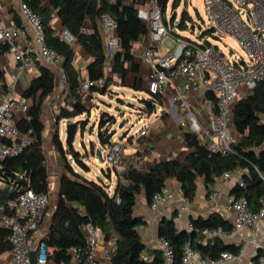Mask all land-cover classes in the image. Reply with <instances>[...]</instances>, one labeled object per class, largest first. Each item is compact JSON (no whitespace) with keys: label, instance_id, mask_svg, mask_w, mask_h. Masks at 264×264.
<instances>
[{"label":"trees","instance_id":"obj_1","mask_svg":"<svg viewBox=\"0 0 264 264\" xmlns=\"http://www.w3.org/2000/svg\"><path fill=\"white\" fill-rule=\"evenodd\" d=\"M35 12L39 13L47 45L62 56V71L65 77L63 93L66 104L61 105L55 114V130L51 137L52 147L62 160L63 171L58 175L59 192L47 228L46 245L51 248V258L55 264H70L71 247H85L86 235L84 225L87 223L99 228L105 240L114 237V250L110 255V264H164L162 253L156 250L151 259H145L146 245L142 241L139 227L145 224L141 215L134 213L138 195L142 194L146 203L150 204L155 192L166 187L169 179H175L181 186L185 200H193L197 180L201 178L206 186L214 184L227 169L242 170L243 186L237 182L232 193L245 196L248 203L256 205L260 196H264V82L256 84L252 91L238 99L233 107L232 116L237 141L232 151L222 154L199 142L194 132L186 131L184 139L191 151L183 160L167 159L156 162L147 169L126 166L118 173L112 169L118 179L110 190L109 184L98 179H88L75 169L69 159L83 169L88 166L84 154L74 148L70 151L59 135L58 126L62 120L71 122L81 115L89 116L87 104L103 95L114 96L112 85L113 74L119 75L120 83L128 77L132 78L131 88L142 90V78L139 75L140 65L136 62L133 52L134 43L145 35L148 23L139 18L134 5L135 0H23ZM164 11L168 0H157ZM179 0H173L171 6L175 9ZM102 14L110 15L117 23V34L120 40L119 49L114 54L109 67L103 50V42L96 23ZM57 18L63 29H66L76 39V44L84 50L90 60L86 64L87 79L82 78L79 69L73 63L75 51L71 44L63 40L52 25V19ZM175 18V17H174ZM185 9L182 11L177 27L187 28ZM19 25L20 20L15 17ZM165 24V20H163ZM84 23L94 26V31L84 33L81 27ZM210 33L203 30L201 35ZM174 35L178 36L176 33ZM203 44H209L204 40ZM9 52L7 45L0 46V56ZM102 79L103 83H90L86 92L81 91L82 83ZM55 74L43 64H38V74L20 91L28 102V119L17 122L20 130H30L31 142L14 156L0 160V181L10 185V189H0V203L15 199L26 190L47 192L50 194L49 174L46 156L42 146L43 104L54 91ZM8 91V81L0 69V95ZM209 97H214L206 91ZM120 99V98H119ZM156 105L160 103L161 95L151 98ZM121 100V99H120ZM134 113L147 115L153 112L151 104H135ZM106 109L100 110L96 121V141L102 147L109 145L115 135L113 125L115 115ZM82 119L75 121L76 128L82 132L86 124ZM91 143V142H90ZM93 148V155H94ZM68 157V159H67ZM70 157V158H69ZM107 169H111L109 166ZM120 177L123 182H121ZM49 207V206H48ZM256 207V206H255ZM253 207L252 209H254ZM48 209V208H47ZM255 210V209H254ZM47 211V210H46ZM194 229H178L173 219H163L157 227L159 238L166 239L172 246L173 260L171 264H187L183 261V251L186 242L198 251L204 258H217L221 252L239 253L240 245L227 244L220 236L205 237L200 233L203 228L221 227L225 233L232 225L218 213L212 212L208 217L190 219ZM9 231L0 228V252L9 249L7 241ZM264 250L258 248L250 264H260Z\"/></svg>","mask_w":264,"mask_h":264},{"label":"built area","instance_id":"obj_2","mask_svg":"<svg viewBox=\"0 0 264 264\" xmlns=\"http://www.w3.org/2000/svg\"><path fill=\"white\" fill-rule=\"evenodd\" d=\"M186 3V0L185 2ZM191 3V0H189ZM139 18L148 23L149 30L145 34V44L141 49L142 62L150 68L147 82L148 97L164 92L166 86L176 78L181 79L182 91L170 98V102L179 101L188 117L195 123L196 114H204L205 110L191 109L192 93L199 84L205 86L206 91L214 97L207 98V103L215 105V113L210 121L209 133L204 138L209 148L228 154L238 135L234 129L232 110L236 101L248 95L256 84L264 82V0H204V14L211 25L214 35L221 38L225 35L234 39L241 48L240 53L231 55L227 59L225 52L216 45L203 44L204 40L173 36V48L163 46V42L171 33L163 22L161 8L157 0H135L134 3ZM186 5V4H185ZM19 13L27 28L31 30V40H25L28 29L21 26L7 27L0 19V46L7 45L16 63L17 73L11 76L8 91L0 96V160L7 156H14L26 147L32 140L30 130H20L17 122L28 119V102L17 90V77L21 71L43 64L56 71L61 85L64 86L65 77L62 71V56L46 43L44 26L39 13L35 12L26 2L21 0ZM194 25V24H193ZM103 42L106 66L119 49L120 40L117 34V23L108 14H102L96 23ZM94 26L84 23L81 31L91 33ZM58 34L69 44L76 42L75 37L66 29ZM23 39V44L20 41ZM102 84V79L82 83L84 93L89 84ZM144 135L147 129L137 130ZM106 153L103 160L118 173L125 168L124 149L122 143L113 140L105 146ZM236 176L240 186H243L241 173L238 169H227L220 176L228 179ZM121 182H123L120 177ZM0 189L9 190L10 185L0 181ZM167 188L153 194L150 206L156 207L165 199ZM216 190L212 196H219ZM227 202L233 213L232 230L248 227L252 230L248 240L254 248V253L260 248L258 242V220L264 216V196L257 200V210L251 209L245 196L227 195ZM50 203L47 192H33L26 190L15 199L0 203V228L9 231L7 241L9 249L0 252V264H31V251L36 252V264H55L52 260L51 248L46 245L47 228L43 227L46 210ZM188 207L180 206V211ZM86 235L85 247H71L70 264H100L97 257L98 247L104 242L101 230L90 223L84 225ZM194 229L191 222L187 230ZM200 233L205 237L221 236L225 232L221 227L203 228ZM107 257L114 250V244L108 243ZM159 249L163 263L171 264L173 251L170 243L159 240ZM241 252V251H240ZM240 252H221L217 258H204L194 250L190 242H186L183 251V261L187 264H227L235 261ZM145 259H151L147 253ZM261 260V259H260ZM110 264V262H108ZM250 264V263H249Z\"/></svg>","mask_w":264,"mask_h":264},{"label":"crops","instance_id":"obj_3","mask_svg":"<svg viewBox=\"0 0 264 264\" xmlns=\"http://www.w3.org/2000/svg\"><path fill=\"white\" fill-rule=\"evenodd\" d=\"M21 0H0V19L1 23L7 27L12 26H21L26 27L23 19L19 13V4ZM15 17H18L20 20L19 25L15 22ZM52 25L55 29V33H58L63 29L61 23L57 18L52 19ZM27 36L25 40H31V30L27 28ZM23 44V39L20 41ZM145 44V35H142L138 38V40L134 43L133 52L136 62L140 65L139 75L142 78V90L147 92L146 86L148 82V74L150 68L146 66L140 56L141 49ZM74 51V65L77 69H79L82 78L87 79V71L86 64L90 60L89 56L84 52L82 48L77 46L76 42L71 44ZM79 47V53L76 52L75 47ZM78 55V56H77ZM83 61L82 66L78 64L79 58ZM50 68V67H49ZM0 69L4 71L5 76L7 78L8 83L11 80V76L17 73L16 63L13 58V55L10 52H7L0 56ZM55 74V87L54 91L46 98L43 104L42 110V121L44 124V130L42 131V146L45 152V156L47 158L46 151L44 149V142L48 145V151L50 156L57 161L56 152L52 147L51 137L55 130V112H45V104L48 101L54 100L56 95V71L50 68ZM38 74V66L32 67L28 70L21 71L18 73L17 77V90L20 92L24 87L21 86V78L28 82ZM113 80L118 82L116 86L126 87L128 89L131 88L132 78L128 77L124 82V85L120 83L119 75L113 74ZM202 85V84H201ZM64 87V86H63ZM63 87L60 90V95L62 97L63 102L61 105L66 104L65 94L63 93ZM204 89L200 90L199 85L197 89L192 93L191 98V109L192 111H196L199 108L205 110L204 114H197V112H193L196 114V122L194 123L187 115L184 110V107L180 104L179 101L170 102V98L175 96L178 92L182 91L181 88V79L176 78L172 82H170L164 92L161 95L160 103L156 105V111L153 110L152 113L147 115H138L136 113H132L131 115L135 116V120H139L140 125L135 127L134 129L127 127L125 128L116 138L113 137L112 140H117L122 143L124 149V162L126 166H134L138 169H147L154 165L158 161L167 160V159H178L183 160L187 154L191 151V148L187 145L184 139V134L186 131L194 132L200 143L205 144L204 138L209 133L208 129L210 126V121L213 118L215 113V105L207 103V98H209L208 94H206V88L203 85ZM1 96V95H0ZM52 103V102H51ZM57 103V102H55ZM53 104V103H52ZM55 107V106H54ZM60 107V106H59ZM82 117V116H79ZM78 117V118H79ZM146 118V122L142 123V118ZM261 118V116H260ZM264 121V119H261ZM65 120H62L58 126L59 135L62 139V133L64 130L61 128V124ZM133 120L127 121V123L132 124ZM66 122V121H65ZM125 125V124H124ZM123 125V126H124ZM147 129L146 134L140 135L137 130ZM235 129V127H234ZM78 128H76V134L78 132ZM85 130V129H84ZM83 130V131H84ZM80 131V130H79ZM83 131L80 132L81 140L78 145H83L85 148L86 142L83 139ZM96 136V133H95ZM76 137V136H75ZM91 141H96L95 139H90ZM208 146L207 144H205ZM89 149V148H87ZM100 150L102 155V160L104 151L106 153L105 147L97 144L94 149V155L89 152L88 158H92L95 160L97 158L96 151ZM102 174H104V183L109 184L112 181V173L115 175V183L118 179V176L112 169L103 170ZM63 171V166L61 167V171ZM238 171L242 174V170L238 169ZM106 180V181H105ZM238 182L236 176H231L228 179H223L219 177L216 179L214 184L206 186L203 183V180L199 178L197 180V188L196 193L191 201H187L183 198L181 193V186L175 179H169L166 183L167 194L165 199L160 202L156 207L152 208L150 204L146 203L142 194L140 199L137 197L136 205L134 207V213L137 215H141L145 219V224L139 227V233L142 237L143 243L152 249L154 252L159 250V240L160 238L157 235V227L159 223L163 219H173L176 227L178 229H187V225L190 222V219L203 217H208L212 212L218 213L222 218L226 219L231 225L233 223V213L230 210L227 202V195L232 193L234 186ZM115 185H113L114 188ZM51 188V187H50ZM112 188V189H113ZM110 188V190H112ZM216 190H220L221 194L219 196H212ZM59 192V185L57 180V195ZM50 195V194H49ZM56 195V198H57ZM186 205L188 209L186 211L181 212L180 206ZM251 209L257 210L258 204L254 203L249 204ZM253 209V210H254ZM45 218V217H44ZM48 228V227H47ZM258 242L260 248L264 250V216H262L258 220ZM252 230L248 227H241L236 230H232L228 233H224L221 235V239L227 244H236L241 246V252L238 258L235 261L228 262L227 264H249L253 258L254 248L248 243L249 238L251 237ZM114 244V237L112 236L108 240H104V242L98 247L97 257L100 264H109V258L106 254L107 244ZM260 264H264V256L261 257Z\"/></svg>","mask_w":264,"mask_h":264},{"label":"rangeland","instance_id":"obj_4","mask_svg":"<svg viewBox=\"0 0 264 264\" xmlns=\"http://www.w3.org/2000/svg\"><path fill=\"white\" fill-rule=\"evenodd\" d=\"M173 0H168L164 11L162 12V17L163 20H165V25L168 29V31L171 33V35H168L164 42L163 46L167 48H173L175 45V39L173 38L174 33H176L180 37H185L189 38L191 40H207L209 44L211 45H216L220 47L226 55L227 59H231V55H235L237 52H241V48L235 44V41L232 37L230 36H223L221 38H218L214 35L213 31L211 30V25L208 19L206 18L204 14V0H191V3H189V0H186V5L184 6L185 0H179L178 5L175 9L172 8L171 3ZM185 9L186 14L189 16L187 18L186 24L187 28L186 29H180L177 27V23L179 21V18L181 16L182 11ZM173 12H176L175 18H172ZM194 24V30L190 29V26ZM203 30H210V33L201 35V32ZM173 35V36H172ZM76 52L79 53L80 49L79 47H75ZM78 56V55H77ZM79 58V57H78ZM83 60L79 58L78 64L82 66ZM28 84V80H24L21 78V86L25 87ZM56 84H57V89H56V95L57 97L54 98L52 101H48L45 105V112H55L58 111L59 106H61V103L63 102L62 97L60 95V90L63 87L61 85L60 79H58L56 75ZM200 90H203L204 87L203 85L199 84ZM112 90L114 92V96H109V95H103L101 99L99 100L97 97H94L92 101H90L89 104H87V107L90 109L89 116L81 115L82 117H75L71 120V122H75L78 119H82L85 122H88L86 124V128L83 131V139L86 142V146L88 145L87 148H85L83 145H78L80 140H81V134L80 131L78 130L75 140H74V148L84 154V159L85 162L88 166L87 169H83L78 167L75 162L72 160V158L69 159L70 163L72 166L79 170L86 178L88 179H94L98 180L100 178H105L104 174H102V171L100 170H106L108 167V163L105 160H100L98 157L93 160L92 158H88V153L93 154V148L98 144L97 141H91L89 143L90 139H95V133L97 131V125L96 121L100 115V110L101 109H106L109 112H111L113 115H115L116 122L113 125V128L115 130V135L114 138L117 137L125 128L130 127L134 129L135 127H138L140 125L139 120H135V116L131 115L134 112V108H132L135 104H138V100L140 98H146L148 97V93L144 90H139L135 91L133 89H128L126 87L122 86H116L112 85ZM121 100H120V99ZM53 104H52V103ZM57 102V103H55ZM55 106V107H54ZM133 120L132 124L127 123L129 120ZM261 119H264V115H261ZM146 122V118H142V123ZM65 124L66 122L64 121L61 124L62 130H64V133H62V140L63 144L65 141ZM125 124V125H124ZM124 125V126H123ZM44 149L47 154L46 158V164L48 168V174H49V185H50V203L49 207L46 211L44 222H43V227L47 228L49 226L50 218H51V213L54 209V206L56 204L57 198V180H58V175L59 172L61 171L62 167V160L59 158V156L56 154L57 161L54 160L52 156H50L48 145L46 142H44ZM105 154V151H104ZM68 159V157H67ZM106 181V180H105ZM113 185H115V175L112 173V181L110 183V188H113ZM141 195H139L140 199Z\"/></svg>","mask_w":264,"mask_h":264},{"label":"water","instance_id":"obj_5","mask_svg":"<svg viewBox=\"0 0 264 264\" xmlns=\"http://www.w3.org/2000/svg\"><path fill=\"white\" fill-rule=\"evenodd\" d=\"M185 7V3L184 6ZM176 16V12H173L172 14V18H174ZM191 30H194V25L192 24L190 26ZM138 102L140 104H151L153 107V110L156 111V104L151 102V99L149 98H140L138 100ZM75 136H76V124L75 122H66L65 124V141H64V145L70 150H74V140H75ZM96 155L97 157L102 160V155L99 149H97L96 151ZM145 252L148 255H153L154 254V249L150 248V247H145ZM30 263L31 264H36V252L33 250L31 251L30 254Z\"/></svg>","mask_w":264,"mask_h":264}]
</instances>
